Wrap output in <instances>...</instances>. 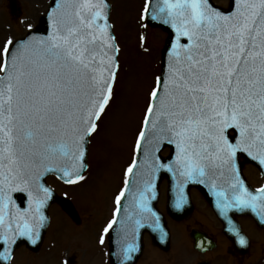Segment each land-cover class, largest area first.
<instances>
[{"label": "snow or ice", "instance_id": "1", "mask_svg": "<svg viewBox=\"0 0 264 264\" xmlns=\"http://www.w3.org/2000/svg\"><path fill=\"white\" fill-rule=\"evenodd\" d=\"M112 9L110 0H47L42 28L28 22L24 35L0 41V264L41 240L54 196L47 176L70 186L88 179L121 72ZM138 24L144 53L150 24L168 37L98 244L109 238L118 264H133L144 231L166 242L152 206L166 173L174 209L188 203L189 185L203 186L247 246L228 213L251 212L264 227V185L250 189L241 162L264 172V0H143Z\"/></svg>", "mask_w": 264, "mask_h": 264}, {"label": "rangeland", "instance_id": "2", "mask_svg": "<svg viewBox=\"0 0 264 264\" xmlns=\"http://www.w3.org/2000/svg\"><path fill=\"white\" fill-rule=\"evenodd\" d=\"M229 0H215L226 6ZM113 5L112 22L121 47V72L116 85V98L108 116L104 118L99 135L89 149V173L86 182L79 185H65L54 176L48 178L58 193L74 201L80 212L81 223L67 221L57 205L52 206L53 214L46 242L64 246L62 256L72 257L71 264H108L107 247L98 244L100 230L111 216L113 193L122 186V169L130 159V145L142 116L145 93L154 76L160 74L161 48L166 33L149 25L146 31L148 53L142 52L138 38L142 31L138 24V12L143 0H110ZM47 0H18V12L13 15L8 0H0V41L11 35L20 37L26 32V25L34 27L40 14L45 10ZM246 174L254 185L262 180L254 167H248ZM164 196L162 195V199ZM199 204V200L197 199ZM57 213L61 220L56 221ZM79 247H83L82 251ZM71 249V251H70ZM25 249H22L24 251ZM258 253L261 251L257 248ZM18 251L12 264H36L31 254ZM77 254V255H75ZM84 255V256H83ZM91 255V256H90ZM51 259H49L50 261Z\"/></svg>", "mask_w": 264, "mask_h": 264}, {"label": "flooded vegetation", "instance_id": "3", "mask_svg": "<svg viewBox=\"0 0 264 264\" xmlns=\"http://www.w3.org/2000/svg\"><path fill=\"white\" fill-rule=\"evenodd\" d=\"M204 205V209L196 208L187 222L170 224L172 243L169 251L153 246L146 234L144 253L137 264H264V229L258 228L251 218H240L251 240L249 252L244 253L240 246H235L227 238L223 225L211 208L206 203ZM56 218L61 220L59 216ZM196 244L200 247H196ZM63 248L58 240H53V247L51 243L47 245L45 238L36 251L25 246L17 251L25 249L22 252L31 254L36 264H61L65 259L71 264L72 258L62 256ZM257 248L261 250L259 253Z\"/></svg>", "mask_w": 264, "mask_h": 264}, {"label": "water", "instance_id": "4", "mask_svg": "<svg viewBox=\"0 0 264 264\" xmlns=\"http://www.w3.org/2000/svg\"><path fill=\"white\" fill-rule=\"evenodd\" d=\"M10 2H11V7H12V10L13 11H15V8H16V2H15V0H10ZM37 26H39V27H43L44 25L43 24H38ZM153 26H156V25H153ZM164 157V156H163ZM242 165H243V163H242ZM263 174H264V172H262ZM164 178H168L169 179V183H170V188H169V194H170V199H169V202H168V207H169V209H170V212L174 215V217L175 218H177V219H180V218H182L183 216H186V215H188L189 214V212H190V210H191V202H190V198H189V189H190V187L191 186H197L203 193H204V195L206 196V198L211 202V204L212 205H214V207H215V204H214V198L212 197V196H210L209 194H208V192H207V189L206 188H204L203 186H201V185H195V184H193V185H189L188 186V188L186 189V192H187V195H188V198H189V201H188V203L184 206V208L183 209H181V210H177V209H174L172 206H171V200H172V193H171V178H170V176L168 175V174H166V173H164V174H162V178L158 181V191L160 192V190H159V186H160V183H161V181L164 179ZM247 184V183H246ZM250 188V187H249ZM251 189V188H250ZM55 200H57V197H56V194H54V196H53V199L49 202V205L53 202V201H55ZM59 201H60V203H62V205H64V207H66V209H68V212L70 213V214H72V215H74L75 214V212H74V208H73V206H72V204L71 203H69V201L67 200V199H63V198H61V199H58ZM157 200L158 199H156V200H154L153 202H152V206L154 207V209L157 211V207H156V205H157ZM216 208V207H215ZM48 209V208H47ZM47 209H46V214H47ZM217 210V209H216ZM158 212V211H157ZM159 213V212H158ZM217 213L219 214V212H218V210H217ZM239 213H242V214H247V215H251L252 217H254V215L251 213V212H247V211H245V212H241V211H239V210H231L229 213H228V215H229V217L230 218H232V217H234V215H236V214H239ZM160 215V214H159ZM76 216V215H75ZM161 216V215H160ZM219 216L223 219V220H225L224 219V217L223 216H221L220 214H219ZM255 218V217H254ZM255 220H256V218H255ZM161 222H162V224L165 226V222H164V220H163V217L161 216ZM225 222L227 223V221L225 220ZM256 222H257V220H256ZM258 223V222H257ZM228 224V223H227ZM259 224V223H258ZM165 228H166V226H165ZM45 230H42V233H41V237L43 236L42 234H43V232H44ZM152 235H153V239H154V242L155 243H157V244H160V245H162V246H166V244H164V243H161L158 239H156V236H157V234H155V233H152L150 230H148ZM145 232V231H144ZM143 232V233H144ZM115 235H116V233L114 232V236H113V239L115 238ZM142 240H143V235H142ZM167 240H168V238H167ZM166 240V241H167ZM142 248H143V243H142ZM111 249H112V258H113V264H118V257L115 255V253L117 252V248L115 247V245H113L112 243H111ZM140 254V253H139ZM139 254H138V256H139ZM137 260V258L136 259H134V261H133V263L135 262Z\"/></svg>", "mask_w": 264, "mask_h": 264}]
</instances>
